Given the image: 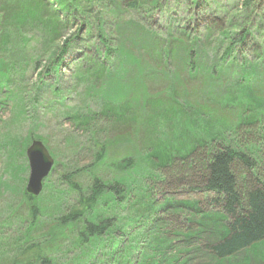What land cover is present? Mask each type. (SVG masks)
I'll use <instances>...</instances> for the list:
<instances>
[{
  "label": "rangeland",
  "instance_id": "374dc122",
  "mask_svg": "<svg viewBox=\"0 0 264 264\" xmlns=\"http://www.w3.org/2000/svg\"><path fill=\"white\" fill-rule=\"evenodd\" d=\"M6 1L10 4L2 5L0 13L9 18L10 26L0 22V41L7 42L0 53L9 69L16 66L17 75L7 89L0 87V99L5 100L0 103V244L7 247L0 246V258L2 250L15 258L10 247L29 221L23 203L19 219L11 214L20 202L11 187L17 189L16 184L24 181L26 186L29 166L25 143L11 145V151L2 148L1 133L10 131L24 140L30 134L40 139L54 160L44 184L49 182L62 192L67 186L61 177L74 171L79 174L71 181L85 188L94 171L105 182L120 180L126 170L119 159L138 155L141 169L149 161L152 180L141 170L132 175L147 195L139 199L136 190L128 192L119 197L120 205L116 201L107 211L120 220L118 228L126 236L115 231L120 244L136 247L131 264H264V242L224 260L214 258L206 247L228 236L229 219L211 204L212 195L191 191L205 166L206 151L219 150L217 135L250 162L254 154L249 155L247 148L257 145L261 159L251 171L262 170L258 178L264 183V0ZM38 2L46 8H37ZM22 8H27L24 16L29 20L14 21ZM53 14V20L65 27L55 28ZM39 20H46V26ZM243 29H250V34L239 43ZM66 38L69 48L59 66L38 76L35 62L41 72L52 68L48 54ZM187 58L194 60V69L185 63ZM177 81L199 109L179 89L176 97L172 87ZM52 86L61 95H55ZM102 99L116 105L127 100L130 108L147 106L139 113L126 110L127 122L112 113L103 115ZM148 103L161 104V111ZM167 103L185 113L175 135L171 122L167 127L156 119L159 112L168 111ZM78 113L86 123L72 119ZM211 125L217 137L195 143L200 131ZM167 132L175 152L193 143L191 154L158 152L164 141L160 134L167 136ZM106 140L117 145L105 146L104 160L92 166ZM11 153L14 163L7 165ZM239 164L232 167L238 182L250 179V170ZM48 191L43 188L40 194ZM69 199L73 201L74 195ZM168 200L180 204L168 205L158 214L147 206L155 209Z\"/></svg>",
  "mask_w": 264,
  "mask_h": 264
},
{
  "label": "trees",
  "instance_id": "16d2710c",
  "mask_svg": "<svg viewBox=\"0 0 264 264\" xmlns=\"http://www.w3.org/2000/svg\"><path fill=\"white\" fill-rule=\"evenodd\" d=\"M4 4H10V2L0 0V7ZM17 4L18 3L14 4L13 7H16ZM35 5L37 8H46L42 2H38ZM246 5L247 4H245V6ZM26 10L27 8L20 9L18 13L22 14L14 21H26L28 19L24 16ZM3 14L0 13V22L4 23L5 27L9 28V18ZM27 16L30 18L31 14L28 13ZM54 16L56 15L53 14L50 18H52V22L55 23V28L65 27V24L59 25L55 19L53 20V18H55ZM39 23H44L46 26L47 21L39 20ZM240 35H242V33ZM68 41H70L68 38L59 40L57 48H54L53 52L48 54V56H50V61L48 63L52 62V68L45 69L41 72L40 65L38 66V63L35 62L34 68L35 72H38V76L47 75L53 68L59 66L61 58L68 51ZM238 42H242V36ZM6 43V41H0V46ZM185 63L190 69L195 68V62L192 58H187ZM9 68L11 67H8L0 53V87L3 89H7L6 84H12L14 75H17L15 70L16 66L15 69L14 67L12 69ZM56 87L57 86H52L50 90H55V95H61V92ZM177 89L181 91L180 94L185 95V100L189 101L192 106L196 105V108H198L197 102L190 101L189 97L179 86V82L172 87L173 93H175L176 97H179L180 94H177ZM58 91L59 93H57ZM36 95L39 96V94ZM1 101L5 102V100L0 99V103ZM121 101L116 105L112 101H105L102 99V107L104 109H102L101 112L103 115L107 114V116L109 113H112L113 116L120 117L129 122L130 117L128 118L124 114L126 110L127 112H131V110L140 112V110L144 111L147 106V103H142L139 106L137 104L134 108H130L127 100ZM148 104H151V107H154L156 111H161L162 109L161 104ZM167 110L168 111L159 112L160 115L156 117V119L162 121V125L165 124L167 127L168 123L171 122V126L174 128L171 132L175 135L178 129L176 127L181 123L179 119L180 117H184L185 113H183L180 106L175 108L171 103H167ZM200 110L202 111V109ZM12 113L13 117L17 119L15 110H12ZM17 113L19 116L21 115V111H17ZM72 117V119L80 121L82 124L86 123V118H83L79 113L77 115L75 114V117ZM186 122L191 124L192 120H186ZM12 123H8V125L11 127ZM212 123L216 125L217 122L213 120ZM5 124H3L4 128ZM214 125H211L209 128L206 126L204 131H200V134L203 136L200 135L194 142L196 143L200 140V142L206 143L208 140L205 138L212 139L216 129V127L213 128ZM1 136L3 138L2 148H6L8 151H11L9 149L11 145L16 144V146H18L20 141L25 143L24 149H26L33 140H40L33 136V134H30L28 139L24 140L17 137V135L11 134L10 131L1 133ZM160 137H162L164 141H161V149L157 148V150L158 152L161 151L160 153L163 156L172 155L171 153L191 154L193 143H189L181 152H175L171 145L173 139L168 138V132L167 136L161 133ZM123 141H125V139ZM105 143L106 144L100 146V154L94 159L92 166L104 160L105 153L103 152L105 146L110 149L114 147V145H117V142L114 140L111 142L106 140ZM11 155V161L9 160L7 165H11V162L14 163L12 160H14L15 156L13 153H11ZM137 156L135 158L128 157L127 159H119V162H121V165L127 172H123L120 180L112 183L103 181L94 171L90 176L89 184L84 188L79 183L71 181L73 175L79 174L78 170L68 176L61 177L60 181L63 182V180H65L67 186V190L63 192L54 189V185L49 182L44 184L43 188L50 191L42 193L37 197H33L25 192V181L21 185L16 184V186L19 187L17 189H15L16 187H11V192L15 194L16 191L18 194L16 196L20 198L17 207L11 210V214L16 216V219H19L18 208L19 206L21 207V203H23L28 213L29 221L28 226L24 228V232L19 233L10 247L12 251L16 253L15 258L13 257V259H10L8 253H4V250H2L0 264H131L132 262L130 260H132V257L135 255L136 247H132L128 242H123V245L120 244V239L115 236L118 233L115 232L117 229L121 231L118 228V222H120V220L116 214L115 216L108 215L107 211L112 209L111 205L113 206V203L116 201L118 205H120V200H118L119 197H124V194L128 192L136 190V195L139 199L147 195L148 190L142 187V185L138 186L136 184L138 181L136 179L134 180L132 175L136 176L141 170V172L144 171L143 174L147 175L146 177H148V179L150 178L152 180L155 176L148 168L150 166L148 159H150L149 157L151 156L145 158L148 162L143 169L140 168L142 159L139 161ZM24 157L25 155L23 158ZM205 157L206 158H203L205 166H200L203 170L199 172L198 181H195L194 185L192 184L191 190L212 195L211 204L218 207L222 214L229 219V223L227 224L228 236L222 241L210 247H206L214 258L224 260L243 249H249L264 242V184L250 182L245 186L247 189H243V185L238 182L234 171H232V167L235 164L241 163L247 170L251 171L255 170V165L241 152H237L230 147L219 150L210 148L206 151ZM57 165L58 164L55 166ZM73 195L74 200L71 201L69 198L70 196L73 197ZM148 203H150V200ZM178 204L180 203H177V205ZM168 205L174 207L175 204L168 200L166 204H161L155 209H153L152 205L147 204L155 214L169 209ZM154 224L155 223L152 225ZM121 232H119V234ZM122 236H125L123 232ZM0 246L7 250V247H5L3 243L0 244ZM120 246H122L121 249ZM142 257H145V255Z\"/></svg>",
  "mask_w": 264,
  "mask_h": 264
},
{
  "label": "water",
  "instance_id": "95a60500",
  "mask_svg": "<svg viewBox=\"0 0 264 264\" xmlns=\"http://www.w3.org/2000/svg\"><path fill=\"white\" fill-rule=\"evenodd\" d=\"M26 157L29 166V176L25 191L27 194L37 197L42 191L44 180L51 173L54 160L39 140L31 142L26 149Z\"/></svg>",
  "mask_w": 264,
  "mask_h": 264
},
{
  "label": "bare ground",
  "instance_id": "6f19581e",
  "mask_svg": "<svg viewBox=\"0 0 264 264\" xmlns=\"http://www.w3.org/2000/svg\"><path fill=\"white\" fill-rule=\"evenodd\" d=\"M249 31H250V29H243L242 31H241V33H242V43L243 42H245V40H246V38H247V34H250L249 33ZM234 133L236 134V132L234 131ZM214 137H217V136H220V138L219 137H217L216 139H217V141H216V144L217 145H219V147L217 146V148H219V149H223V148H225V147H230V146H227L226 144H231L229 141H228V143H226L225 142V139L224 140H222V135H217V136H215V135H213ZM223 145H225V146H223ZM256 146L257 145H253L252 146V148H247L248 150H249V155L251 154V152L253 151V154H254V156H253V163H254V165H256L255 164V162H256V160H258V158H259V156H260V154H259V152H260V150L259 149H257L256 148ZM257 149V150H256ZM260 159H261V156H260ZM260 161V163H261V160H259ZM263 163V162H262ZM252 176H251V178L250 179H246V180H244V181H240V183L243 185V189H247L245 186L246 185H248L250 182H258V183H263V182H261L260 180H259V178H258V176L262 173V170H260V169H256V171L254 172H252V171H248ZM264 184V183H263ZM192 191V190H191Z\"/></svg>",
  "mask_w": 264,
  "mask_h": 264
}]
</instances>
